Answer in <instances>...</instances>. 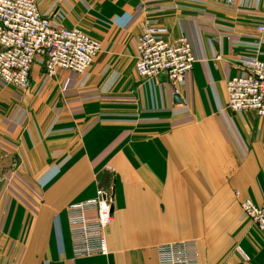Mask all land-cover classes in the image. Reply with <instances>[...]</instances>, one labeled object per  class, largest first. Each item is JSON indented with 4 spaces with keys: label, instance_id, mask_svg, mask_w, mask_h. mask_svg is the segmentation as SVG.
<instances>
[{
    "label": "crops",
    "instance_id": "1",
    "mask_svg": "<svg viewBox=\"0 0 264 264\" xmlns=\"http://www.w3.org/2000/svg\"><path fill=\"white\" fill-rule=\"evenodd\" d=\"M38 3L103 51L82 76L48 78L37 60L26 92L0 82V264H159L158 246L183 241L197 243L198 264H264V235L241 207L264 203V118L227 107L234 59L264 56L253 18L264 0ZM150 21L192 46L178 95L165 76L136 74ZM98 188L115 193L109 255L74 259L66 208Z\"/></svg>",
    "mask_w": 264,
    "mask_h": 264
},
{
    "label": "built area",
    "instance_id": "2",
    "mask_svg": "<svg viewBox=\"0 0 264 264\" xmlns=\"http://www.w3.org/2000/svg\"><path fill=\"white\" fill-rule=\"evenodd\" d=\"M162 6L155 13L175 10ZM258 34L264 36V14L253 16ZM103 51L100 41L79 27L56 26L40 11L38 0H0V82L20 92L29 89L31 71L43 60L46 75L61 71L85 75ZM136 74L143 81L165 76L174 95L186 86L196 58L185 35L171 38L170 30L147 22L136 43ZM218 60L221 58L218 57ZM239 75L227 82V107L236 113L254 112L264 118V56L259 48L246 50L234 59ZM238 195V194H237ZM113 190L98 188L95 197L66 208L68 232L74 259L108 256L105 231L113 223ZM246 217L264 235V203H241ZM159 264H198L195 241L157 247Z\"/></svg>",
    "mask_w": 264,
    "mask_h": 264
},
{
    "label": "water",
    "instance_id": "3",
    "mask_svg": "<svg viewBox=\"0 0 264 264\" xmlns=\"http://www.w3.org/2000/svg\"><path fill=\"white\" fill-rule=\"evenodd\" d=\"M179 98L176 97V101H178ZM112 200H113V205H112V209H111V215L114 216V211H115V204H114V201H115V193L113 192V197H112Z\"/></svg>",
    "mask_w": 264,
    "mask_h": 264
},
{
    "label": "rangeland",
    "instance_id": "4",
    "mask_svg": "<svg viewBox=\"0 0 264 264\" xmlns=\"http://www.w3.org/2000/svg\"><path fill=\"white\" fill-rule=\"evenodd\" d=\"M88 72H89V71H88ZM88 72H87V73H88ZM48 78H50V77H48ZM12 165H13V163H12ZM16 167H17V165H16Z\"/></svg>",
    "mask_w": 264,
    "mask_h": 264
},
{
    "label": "bare ground",
    "instance_id": "5",
    "mask_svg": "<svg viewBox=\"0 0 264 264\" xmlns=\"http://www.w3.org/2000/svg\"><path fill=\"white\" fill-rule=\"evenodd\" d=\"M45 73V72H44Z\"/></svg>",
    "mask_w": 264,
    "mask_h": 264
}]
</instances>
